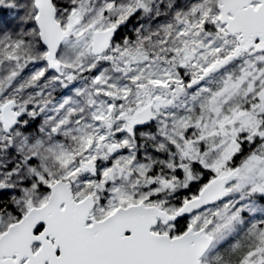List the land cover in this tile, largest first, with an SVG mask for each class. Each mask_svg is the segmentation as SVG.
<instances>
[{"label":"snow or ice","instance_id":"6c2138e0","mask_svg":"<svg viewBox=\"0 0 264 264\" xmlns=\"http://www.w3.org/2000/svg\"><path fill=\"white\" fill-rule=\"evenodd\" d=\"M0 264H264V0H0Z\"/></svg>","mask_w":264,"mask_h":264}]
</instances>
